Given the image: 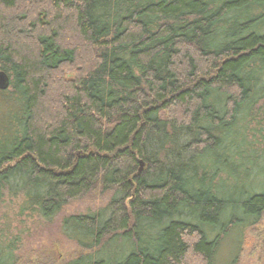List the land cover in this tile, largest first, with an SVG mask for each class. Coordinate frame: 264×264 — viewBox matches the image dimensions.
Returning <instances> with one entry per match:
<instances>
[{
	"label": "trees",
	"instance_id": "trees-1",
	"mask_svg": "<svg viewBox=\"0 0 264 264\" xmlns=\"http://www.w3.org/2000/svg\"><path fill=\"white\" fill-rule=\"evenodd\" d=\"M1 73L0 205L105 198L62 217L66 264L235 263L264 213V0H0Z\"/></svg>",
	"mask_w": 264,
	"mask_h": 264
},
{
	"label": "rangeland",
	"instance_id": "rangeland-1",
	"mask_svg": "<svg viewBox=\"0 0 264 264\" xmlns=\"http://www.w3.org/2000/svg\"><path fill=\"white\" fill-rule=\"evenodd\" d=\"M255 148L262 151L264 141L257 139ZM5 200L7 203L0 205V244L6 245L17 237V244L12 249V253L17 258L16 264H66L74 259L80 253V249L74 241L63 237L60 233L62 217L92 212L105 203L104 197L72 201L51 221H44L29 213L17 215L18 200H8V198ZM237 236L235 231L232 236L224 240L220 251L221 254L223 252V262L229 261L233 255ZM239 236L241 242L234 264H264V213L258 223L246 227ZM113 242L115 243L113 247L110 244L112 249L108 252L110 257H113L114 251L120 252L118 247L123 245L118 240Z\"/></svg>",
	"mask_w": 264,
	"mask_h": 264
},
{
	"label": "water",
	"instance_id": "water-1",
	"mask_svg": "<svg viewBox=\"0 0 264 264\" xmlns=\"http://www.w3.org/2000/svg\"><path fill=\"white\" fill-rule=\"evenodd\" d=\"M7 85L6 77L1 73L0 74V88H5Z\"/></svg>",
	"mask_w": 264,
	"mask_h": 264
}]
</instances>
